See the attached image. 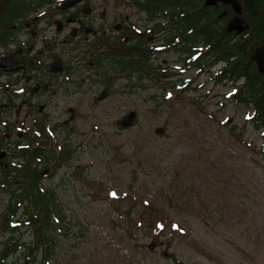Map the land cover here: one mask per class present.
Segmentation results:
<instances>
[{
    "label": "rangeland",
    "instance_id": "1",
    "mask_svg": "<svg viewBox=\"0 0 264 264\" xmlns=\"http://www.w3.org/2000/svg\"><path fill=\"white\" fill-rule=\"evenodd\" d=\"M195 72L156 71L147 87L122 78L123 92L104 100L107 122L73 124V154L41 177L64 214L61 227L55 221L50 229L49 264H177L176 257L183 264H264L262 130L249 120L251 106L233 96L234 79L217 83L207 71L194 79ZM185 76H193L187 86L179 83ZM56 136L55 164L66 152L59 147L64 133ZM10 200L0 188V214ZM157 208L172 217L165 233L146 226ZM14 223L16 232L0 240L12 236L17 248L7 246L0 264H41L33 225ZM32 246L35 259L28 258Z\"/></svg>",
    "mask_w": 264,
    "mask_h": 264
},
{
    "label": "flooded vegetation",
    "instance_id": "2",
    "mask_svg": "<svg viewBox=\"0 0 264 264\" xmlns=\"http://www.w3.org/2000/svg\"><path fill=\"white\" fill-rule=\"evenodd\" d=\"M229 6L205 0H0V188L12 199L11 190L26 182L24 171L50 175L57 133H64L59 147L64 143L72 155L73 124L107 122L104 100L123 92L122 78L147 87L156 71L173 76L193 68L194 79L207 71L220 83L227 63L219 59L220 28L226 30L234 14ZM210 26L212 36L205 34ZM192 80L185 76L179 83Z\"/></svg>",
    "mask_w": 264,
    "mask_h": 264
},
{
    "label": "trees",
    "instance_id": "3",
    "mask_svg": "<svg viewBox=\"0 0 264 264\" xmlns=\"http://www.w3.org/2000/svg\"><path fill=\"white\" fill-rule=\"evenodd\" d=\"M243 6V16L249 21L250 28L240 35L233 36L224 30L223 25L220 28L219 43V59L226 60L218 78H232L236 83L234 97L241 102L249 104L252 108L250 121L256 129L262 130L264 142V74L259 71L256 61L251 59V49L257 44L264 45V0H240ZM230 13L233 9L229 6ZM205 29V28H204ZM209 31L205 32L212 36V27H208ZM206 31V30H205ZM233 39L232 42H229ZM70 154L66 148L57 158L58 163L68 160ZM35 157V156H34ZM56 168V167H55ZM52 169L50 174H53ZM26 176L25 184L16 185L11 190L12 199L4 207V211L0 214V233L12 234L16 232L17 226L14 222H25L32 224L35 233L38 236V245L42 244L44 258L41 264H49L50 255L53 247V238L50 233L52 223L55 227H61L58 224L63 221L64 214L60 206L58 195L53 187H46L41 182L40 171L31 170L23 172ZM25 202V203H24ZM22 207L24 217H18V210ZM160 208L149 213L146 226L148 228H158V231L165 233L168 224L172 222V217L168 214L161 215ZM129 213V211H128ZM142 224V221L141 223ZM20 225V224H19ZM172 235L171 233H169ZM11 237L0 240L5 244L0 250V260L7 255V246L17 245V242L11 241ZM37 251V246L30 247L28 258ZM177 264H183V261L176 257ZM2 264L3 261H1ZM20 264H27L21 262Z\"/></svg>",
    "mask_w": 264,
    "mask_h": 264
},
{
    "label": "water",
    "instance_id": "4",
    "mask_svg": "<svg viewBox=\"0 0 264 264\" xmlns=\"http://www.w3.org/2000/svg\"><path fill=\"white\" fill-rule=\"evenodd\" d=\"M218 1L229 3L231 4L234 14L232 17L227 21L225 24V29L229 32L235 31L236 34H241L245 30H248L250 28V23L247 21V19L243 16V6L240 0H205L206 4H214ZM251 59L256 61L259 71H261L264 74V45L263 44H257L251 49ZM47 169L44 171L46 172ZM157 244L156 240H152L149 243L150 248H155ZM164 253H167V250L164 251Z\"/></svg>",
    "mask_w": 264,
    "mask_h": 264
}]
</instances>
